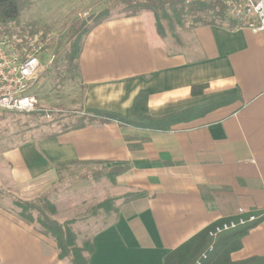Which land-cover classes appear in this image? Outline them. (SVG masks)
<instances>
[{
    "label": "crops",
    "instance_id": "obj_1",
    "mask_svg": "<svg viewBox=\"0 0 264 264\" xmlns=\"http://www.w3.org/2000/svg\"><path fill=\"white\" fill-rule=\"evenodd\" d=\"M177 29L162 39L154 16L112 18L85 38L76 77L83 113L128 117L148 95L153 118L235 95L239 100L169 132L118 123L88 125L0 151V264H67L54 241L17 218L58 182L61 167H127L116 186L144 197L122 201L92 236L89 264H164L200 232L255 215L232 262L264 260V32L225 25ZM203 86L192 96V88ZM63 167V168H64Z\"/></svg>",
    "mask_w": 264,
    "mask_h": 264
},
{
    "label": "trees",
    "instance_id": "obj_2",
    "mask_svg": "<svg viewBox=\"0 0 264 264\" xmlns=\"http://www.w3.org/2000/svg\"><path fill=\"white\" fill-rule=\"evenodd\" d=\"M32 0H0V25L8 23L16 24L21 13L28 9ZM206 6L190 5L184 6L177 0H146V2H136L134 0H114L109 7L89 16L87 19H76L68 27L67 32L61 40L52 42L49 49L53 48L55 59L53 65H58L60 59L59 51L63 54L61 73L66 78L73 79L79 69V58L82 52L86 36L99 24L107 22L112 18H130L143 13H150L154 16L155 27L158 35L164 39L167 34H174L182 27V22L189 19L192 27L196 25H214V20L203 18ZM113 13H116L115 16ZM216 25H222L221 22ZM17 27V25H15ZM230 29L232 27L230 26ZM30 32V31H29ZM35 32V31H34ZM32 33V32H31ZM203 86L192 88V96L201 94ZM148 95L140 92L133 100L128 117H118L103 113H84L82 117L76 118L70 128H65L43 137L44 139L55 137L59 133L71 130H78L88 125H104L118 123L138 130L150 132H169L172 127L195 120L218 108L227 106L237 100L239 95L223 96L202 105L191 107L187 110L153 118L147 109ZM62 166L61 168H63ZM128 171L127 167H118L110 170V175L116 178ZM48 193L40 196L35 201L24 202L18 199L13 200L14 206L18 209L17 218L28 225H34L36 231L54 241L58 251L59 261L67 264H89L90 257L94 253L91 239H84L83 244H77L78 234L74 230V221L57 222L52 216L56 214V209L48 202ZM129 200L144 197V194L136 193L129 195ZM117 198H108L93 207L94 211L102 210L109 214H114L118 210L113 206ZM35 215V216H34ZM259 221L238 226L236 229L222 233L215 239L208 237V230H204L184 243L175 251L171 252L165 259L164 264H264L262 258H251L242 262H232L230 255L241 249L242 239ZM206 255L203 260L202 256Z\"/></svg>",
    "mask_w": 264,
    "mask_h": 264
},
{
    "label": "rangeland",
    "instance_id": "obj_3",
    "mask_svg": "<svg viewBox=\"0 0 264 264\" xmlns=\"http://www.w3.org/2000/svg\"><path fill=\"white\" fill-rule=\"evenodd\" d=\"M116 1V0H115ZM114 0H32L16 24L19 29L51 35L52 41L61 40L69 25L76 19H87L109 7ZM116 13H113L115 16ZM187 21L182 22L183 30ZM168 34L170 42L177 37ZM53 48L50 53L53 54ZM63 51L60 62L43 72L32 88L37 99L35 110L29 114L6 113L0 116V151L39 140L45 136L70 128L75 119L84 114L80 109L82 88L75 76L66 78L61 73ZM110 168L98 163H77L60 170L58 182L49 191L48 202L56 209L53 217L57 222L74 221L78 234L77 244L91 239L102 226L113 220L109 214L93 207L108 198H117L114 207L128 201L131 194L121 197L116 178L111 177ZM35 201V200H34ZM14 211H18L15 207ZM35 216V215H34Z\"/></svg>",
    "mask_w": 264,
    "mask_h": 264
},
{
    "label": "built area",
    "instance_id": "obj_4",
    "mask_svg": "<svg viewBox=\"0 0 264 264\" xmlns=\"http://www.w3.org/2000/svg\"><path fill=\"white\" fill-rule=\"evenodd\" d=\"M177 1L184 6H206L203 18L221 22L226 27L264 32V0ZM185 21L186 28L192 25L189 19ZM52 42L51 35L42 31L31 33L11 23L0 25V116L6 113L29 114L35 110L37 99L31 91L43 72L53 66L55 55L49 49ZM257 220L255 215H249L222 221L209 228L208 237L215 239L222 233ZM206 258V255L202 256L203 260Z\"/></svg>",
    "mask_w": 264,
    "mask_h": 264
}]
</instances>
